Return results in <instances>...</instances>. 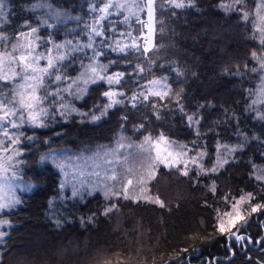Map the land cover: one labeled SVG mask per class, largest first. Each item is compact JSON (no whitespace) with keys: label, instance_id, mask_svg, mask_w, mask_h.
Instances as JSON below:
<instances>
[{"label":"trees","instance_id":"16d2710c","mask_svg":"<svg viewBox=\"0 0 264 264\" xmlns=\"http://www.w3.org/2000/svg\"><path fill=\"white\" fill-rule=\"evenodd\" d=\"M54 1L73 16L50 27L47 36L59 41L75 37L71 32H78V28L68 26L95 22L103 35L91 33L90 24L82 40L86 39L87 44L93 34L94 49L103 53L98 59L109 65L108 72L124 74L116 88L127 96L133 93L139 96L141 90L146 92L149 81L159 77L165 79L172 92L163 100L149 95L147 100L123 101L108 108L99 120L71 117L58 125L44 127V131L30 129L25 122L21 123L18 116L23 111L16 118L9 117L21 124L14 129V137L19 135L21 141L15 146L21 150V155L13 161L16 173L34 183V187L19 195L18 205L3 212L9 226L0 238V264H82L92 256L95 257L87 264H105L106 261L111 264H264V208L247 217L240 229L244 241L229 240L214 227L216 210L225 204L223 196L238 197L242 192H251L264 202L262 186L251 176L253 164L264 159L261 144L254 140L247 142L242 151L236 152L235 159L212 176L217 186L215 194L209 191V183L203 177L193 178L194 169L189 177H184L175 170L166 172L161 166L163 175H158L149 187L166 207L115 199L117 210L104 215L96 211L98 198L91 197L82 203L68 200L62 208L68 213L77 211L81 218L93 212L89 223L79 225L78 218H73L71 222L56 226L51 221L49 202L58 193V177L48 164L40 163L43 153L84 143H107L118 135L139 140L163 134L185 142L204 139L209 154L205 159L207 163L214 154L215 137L228 135V127L250 120L246 114L234 120L229 114L239 108L251 83L249 77L237 74L242 70L238 61L243 60L239 39L222 50L226 54L211 40L210 30L229 16L217 8L221 0H192V5L185 4L183 8L170 5L169 0H155L153 45L148 51L142 49L136 37L137 23L124 20L122 13L116 12L123 8L113 7L107 15L99 11L109 0ZM125 1L112 0L113 4L124 5ZM25 2L29 0H8L11 5L1 30L12 33L24 29L21 27L23 11L18 5ZM85 3L88 7L83 6ZM101 15H105L102 21ZM236 35L248 39L245 32ZM116 42L129 47L124 52L113 51ZM87 50L89 54L84 50L77 53L80 62L93 55V49ZM249 51L250 43L246 52L248 60ZM225 59L237 63H229L230 69L222 77L217 70L224 67ZM75 68L76 65L71 66L72 71ZM106 87L102 83L88 86L87 94L76 104L84 109L101 107ZM12 89L11 82L0 81V99H4L5 94L11 97ZM180 89H183L180 94L183 111L174 95ZM186 114L201 118L196 128L199 136L194 126H189ZM261 120L257 127L251 124V132L243 125L248 137L252 133L264 136V119ZM9 125L5 126L9 129ZM0 140L10 142L6 137ZM117 214L121 220L115 223L113 216ZM84 240L88 244L92 242L91 252L82 249ZM76 244L80 245L77 253L71 250ZM93 250H99L98 254Z\"/></svg>","mask_w":264,"mask_h":264},{"label":"snow or ice","instance_id":"6c2138e0","mask_svg":"<svg viewBox=\"0 0 264 264\" xmlns=\"http://www.w3.org/2000/svg\"><path fill=\"white\" fill-rule=\"evenodd\" d=\"M169 3L176 8H183L185 6L183 0H169ZM244 0H231V3L225 5V10H231L237 5H242ZM154 0H148V17L149 21L147 27L149 31L152 30L151 21L153 19V8ZM125 8L126 5L116 3L113 4L112 0L99 11L105 15L109 14V9ZM236 10L242 11V8H237ZM257 14L259 15V9H257ZM105 15H101L99 19L102 21L105 19ZM6 16L5 4L3 0H0V19ZM56 19H59V14H54ZM243 18L248 19V13L243 12ZM259 20L264 22V15H259ZM47 24V20L44 21ZM143 23V22H142ZM53 25H49L52 27ZM257 31L261 33L260 43L264 45V28H257ZM37 29L32 28L28 33H20V37L16 38L17 42L11 45V50H0V81L11 82L13 84V95L11 97L5 94L4 99H0V122L10 123L13 128H18L21 124L16 122V119L9 120V117H17L20 112H27V117L23 114L18 116L19 121L24 122L26 119L36 127H44L43 116L48 115V106L56 105L64 111L60 112V115H64L65 112L76 111L73 106V101L78 99H83V97L88 92L89 84H95L99 81H105L109 85V90L105 91L103 95L108 98L106 107L100 111V115H92L93 120H99L101 116L106 114L107 108L113 107L115 104L123 103L118 97L123 96L124 93L118 89H114L112 85H119L123 77L121 72H108L109 65L102 64L98 60V56L102 55V52H97L94 49V41L92 36H89V42L87 44H73L72 41H65L63 44H54L52 47L44 48L42 51H38L42 47L38 41L41 39L39 36L32 37V33H36ZM91 32L96 36H102L103 32L96 26L91 28ZM9 37L0 34V40H8ZM46 43L51 44V41ZM133 47H139L135 44ZM129 45H121L116 42V47L113 51L124 52ZM85 48H92L93 55L88 57L89 63L84 64L81 61L82 70L76 77L68 76L63 69L66 67L65 61H72L75 59L74 54L83 51ZM149 48L145 47L144 51H148ZM254 59L259 61L260 69L264 70V60L257 57L256 52L252 53ZM45 63L42 65L41 61ZM111 63V62H110ZM140 71H143L141 68ZM256 71V69H253ZM182 75V73H181ZM19 81V82H17ZM262 81H264V75H262ZM52 83L56 84L55 88H52ZM152 88L146 89V92L139 93V96L130 97L131 100L135 101L138 98L142 100H147L149 95L154 97H159L161 100L169 97L172 92L171 87L160 80L149 81ZM183 89H180L174 95L176 97V103L181 111H183V105L180 103ZM259 97L251 101V106H255L258 103H264V87L259 90ZM67 97V99H66ZM51 98V99H50ZM6 101V102H5ZM135 106V105H134ZM155 106V105H153ZM261 119H264V115H260ZM186 119L189 121V126L193 124L198 125L200 122V117L193 115H187ZM2 126V125H0ZM142 127V126H141ZM196 134L199 136L200 132L196 129ZM5 137H9V142L0 140V180L8 181L9 183L14 181L17 177L15 170V164L12 161L16 156L21 155V150L16 148L20 141V136L15 137L9 136L7 131L3 132ZM243 135V134H241ZM27 139H32L27 137ZM145 142L150 145L148 149V155L141 160L140 166L142 171L133 178H128L127 174L135 173V166H129L125 169L124 178L118 181L119 189L115 184H109L107 181H116L117 174L114 169H112L109 174L104 178H100V174L94 173L98 180L96 182L89 181L92 183L93 188H98L102 184L103 187L100 188L103 191V195L106 200L124 199L132 200L134 203H151L156 204L161 208L166 207L165 202L156 194H150L152 181L157 179L158 175H163L160 173V167L162 166L166 172L179 173L184 177H189L190 172L195 169L194 179L201 175L213 176L219 173V171L227 164L230 160L234 159V154L237 151H242L244 143L247 142V137L244 141L234 145L221 144L217 141L215 160L212 162L211 166L208 167L204 164V159L209 156L206 149H200L198 151H193V148L189 147L188 144L179 143L177 141H171L163 134L157 139H153L148 136L145 137ZM197 142L193 141L192 144L195 145ZM123 147V143L120 145ZM143 147V145H141ZM192 153V155H189ZM259 166L253 164V175L255 179L264 184V168H261L259 172H256ZM11 171V176L8 173ZM10 194L0 195V212L5 209H9L14 205L20 203L19 198L16 197L15 191L12 190L8 184ZM131 189V191H130ZM208 189L213 194L216 193L217 186L215 181H211L208 185ZM3 191V189H0ZM77 192L74 191L73 195ZM254 198V194L241 193L238 197H232L225 195L222 197L223 201L227 207L221 211L217 209V222L214 227L216 230L225 235L227 239H235L236 241H244L245 237L241 234L240 229L244 227L247 222V217L252 213L260 211L264 208V203L252 204L251 201ZM246 206V207H245ZM118 205L115 203H110L105 209L103 214L108 215L109 213L117 210ZM0 223H6V221H0ZM240 224V227L237 225ZM4 232H0V238L4 236ZM105 264H111L110 261H106Z\"/></svg>","mask_w":264,"mask_h":264},{"label":"rangeland","instance_id":"374dc122","mask_svg":"<svg viewBox=\"0 0 264 264\" xmlns=\"http://www.w3.org/2000/svg\"><path fill=\"white\" fill-rule=\"evenodd\" d=\"M136 1L137 0H126L125 1L126 7L123 8V11L129 14L130 9H132L131 3ZM142 1L144 2V5L148 4V0H142ZM3 2L5 4V13L7 15V9H9L8 6H10L11 4L8 3V0H3ZM183 2L186 5L193 4L192 0H183ZM230 3L231 0H221L220 4L217 6V8L220 9L223 13H225V15H229L230 17L229 16L225 17L224 20L222 21V24H218L217 28H212L210 30V37L219 51L225 50L230 43L232 42L235 43V41L239 39V44L241 45L240 46L241 53L243 54V60L238 61V63H240V67L242 68V70H238L237 74L238 75L241 74V77H243L242 74H244L246 79H248L249 77L251 79L250 81L251 83H250V87H248L246 91L244 99L242 100L239 108L231 112L229 116L234 120L235 118L242 116L243 114L248 115L250 120L245 121L243 125L245 127H248L249 131L251 132L252 131L251 124L254 123L256 124L255 126L257 127L258 126L257 122L258 121L262 122L258 113L260 115H264V103H258L255 106H251V101L259 97L260 94L259 90L261 87H264V81H262V75H264V70L260 69L259 61L257 59H254L252 56V53L256 52L257 57H259L261 60H264V45L260 43L261 33L257 31L258 27L264 28V22H261L259 20V15H264V0H244V3L242 5H237L231 10L226 11L224 6ZM83 6L88 7L86 3L83 4ZM237 8H242V11L236 10ZM18 9L23 11L21 13V17H23L21 19V27L24 28L23 30L14 31L12 33L11 31L8 30L3 31L1 30V27L2 24L6 21V18L8 16H5L3 19H0V34L9 37V39L6 41L0 40V48H2L3 50L10 51L11 45L17 42L16 38H20L21 40H23V38L20 37V33L22 32L28 33L32 28L37 29L36 33H32V37L34 38L36 36H39L41 38L38 41V43H40L42 47L38 49V51H42L44 50V48L52 47L54 44H63L65 41H69V40L72 41L73 44H77V43L86 44V39L82 40L84 38V31L88 29L90 24H91L89 27L90 32H91V28L95 26L94 25L95 22L92 23L91 21H89L88 23L81 22L77 25L72 24L67 28H75V29L78 28V32H71L72 36L74 35L75 37H68L62 39L61 41L54 40L51 36H47V32L50 29L49 25L55 26L56 24H58V22L61 19H65L73 16L72 12L62 8L61 5L57 4V1L54 0H29V2H25V4L24 3L19 4ZM257 9H259V15L257 14ZM243 12L248 13L247 20L243 18ZM54 14H59V19H56ZM45 20H47L48 22L47 24L44 23ZM148 21H149L148 16L147 17L145 16V20L143 21L145 25L144 28L145 30L141 33L143 37L144 43L142 44L144 48L145 47L150 48L152 45L153 25H152V30L149 31V28L147 27ZM151 24H153V19L151 21ZM237 32L241 34L245 32L246 35L248 36V39L244 35H236ZM92 36L94 35L92 34ZM47 41H51L52 43L51 44L46 43ZM249 43H250L251 51H249L248 58L250 59L248 60L246 58V52L249 49ZM214 45L211 46L213 47ZM87 49L89 48L84 49V51H87L85 54H89ZM90 50H92V48H90ZM222 53L226 54V52L223 51ZM74 56L75 59H73L72 61L64 62L66 67L63 69V71L70 77H76L79 74V72L82 70L81 62L79 60L80 58L79 55L75 53ZM99 62L102 63L100 60ZM231 62L237 63L233 59H229V60L225 59L224 64L222 63L224 67L220 70H217V74L223 77L225 72H228V70L230 69L229 63ZM44 63L45 62L42 60L41 64L43 65ZM83 63L85 65L89 63L88 57L83 61ZM72 65H76L74 71L71 70ZM253 69H256V71H253ZM232 72L234 73V71ZM161 77L165 78V76H161ZM157 80L165 82V79L163 78H159ZM98 83H102L105 86L107 85L103 93L109 90V85L105 81H99ZM90 85L93 84H89V86ZM51 86L52 88H55L56 84L52 83ZM111 87L114 89H118L116 88L115 85H112ZM152 87L153 85L148 84V88H152ZM141 91L145 92V89ZM131 95H136V93H133ZM131 95L127 96L124 94L120 98L122 101H128L130 103H133L134 101L130 99ZM79 100L80 99L73 101V106L76 109V111L65 112L64 115H60V112L64 111V109H60L56 105L48 106V115L42 117L45 124L44 127L52 126L53 124L58 125L60 122H65L69 120L71 117L88 119L89 121H93V119L91 118L92 115L93 114L100 115V111L106 107V104L108 102V98L105 97V102L101 105V107L95 109V107L92 106L88 109H84L76 104V102ZM23 115L27 117V112H23ZM24 122L26 126H28L30 129H40V131L45 130L44 127L33 126L27 119ZM6 124L5 122H0V125H2L0 126V136L4 138L5 136L3 135V132L7 131L9 133V136L14 137V135L16 134L14 129L17 128H13L10 124L8 129L5 126ZM243 125L241 123H238L237 126L235 127L230 126L228 127L229 129L227 132L228 135H224V136L218 135L217 137H215L216 139L214 140L213 143L214 154L210 156V159L207 163L205 162L206 158L204 159V164L206 166L210 167L212 162L215 160L217 141H219L221 144L234 145L243 142L244 138L247 137V142L254 140L256 143L259 142L261 144L263 148L262 154L264 155V136L258 133H252L251 136L248 137L246 135L245 127ZM193 126L195 129L197 128V125L193 124ZM145 137L148 136H144L139 140H132L131 138L126 137L125 135H118L107 143H101V144L84 143V144H79L75 147H61L43 153L40 158V163L48 164L51 169L57 172V177H58V193L49 202L48 214L51 221H53L56 226H61L63 223L71 222L73 218H78L77 220L78 224L85 225L86 223H89L93 219V215H94L93 212L88 213L85 216V218H81L80 215H78L77 211L73 210L72 212L68 213L66 212L65 209H62L63 207L66 206V201L68 200L71 201L72 203L74 202L82 203L84 200H87L88 198L97 197L99 203L96 205V208L98 209L96 211L98 212L100 211V213L103 214L104 209L110 203H114L115 199L113 198L112 200H106L103 195V191L100 190V188H102L103 185L101 184L100 187L93 188L92 183H90L89 181L96 182L98 180L97 176H95L94 173L98 172L100 174V178H104L107 174H109V172L112 169H114L117 174V179L116 181L109 180L107 181V183L115 184L117 186V189H119L118 181L124 178L125 169L127 167L134 165L136 168V172L134 174L133 173L127 174L128 178H133L135 175H138L139 172L142 171L140 166L141 160L148 155V149L150 148V145L145 142ZM165 137H167L171 141H177L179 143L188 144L189 147L193 148V151H198L202 148L207 150L204 144L205 143L204 139H202L201 142L195 140L197 143L193 145L192 142H185L183 140H178L176 138H171L168 136ZM152 138L157 139L159 138V136ZM8 139L9 137H6V140ZM121 143H123V147L120 146ZM246 143H244V147L246 146ZM141 145H143V147H141ZM235 154H234V159H235ZM2 155L3 154L0 153V156ZM189 155H192V153H189ZM254 164L259 166L257 169H255L256 172H259L261 168H264V159ZM253 172L254 169L252 168L251 176L254 178V180H256L255 176L253 175ZM8 176H11V171L8 173ZM200 177H203L206 181H208L209 184L211 183V181H213L212 176L209 177V176L201 175ZM256 181L262 186V190L264 192V184H262L258 180ZM6 184H8L9 187L15 191V195L16 197L19 198L20 202L21 200L19 195L21 193H26L31 191L34 187V183L22 179L21 175L17 174L16 179L10 183L5 180H0V189H3V191H0V195L10 194L8 191V187H5ZM74 191L77 192L76 195H73ZM150 194L153 193L151 192ZM258 202L264 203L261 201L259 197H256L254 195V198L252 199L251 203L256 204ZM221 207L222 208H218V209L223 211L227 207V205L223 204ZM3 212H0V221H6V223H0V232L7 233L8 231L7 226L9 225L7 219L3 215ZM114 218H115V223L121 220L118 214L114 215L113 219ZM216 222H217V211H216ZM0 243H1V239H0ZM79 246L80 245L77 244L73 245L71 247L72 248L71 250H74V252L77 253L79 252L78 249ZM81 247L82 249H84L85 252L87 250L90 251L93 245L92 242L88 244V241L86 242V240H84L82 242ZM93 251H97V254L99 252V250H93ZM93 254L95 253H92V255ZM93 257L95 256H92V259ZM92 259L87 258L85 262L82 264H87L90 261H92Z\"/></svg>","mask_w":264,"mask_h":264},{"label":"bare ground","instance_id":"6f19581e","mask_svg":"<svg viewBox=\"0 0 264 264\" xmlns=\"http://www.w3.org/2000/svg\"><path fill=\"white\" fill-rule=\"evenodd\" d=\"M153 25V24H152ZM151 34V33H150ZM151 38V37H150Z\"/></svg>","mask_w":264,"mask_h":264}]
</instances>
